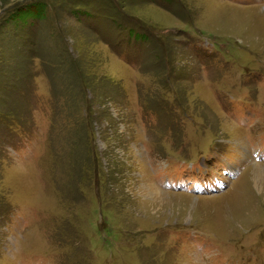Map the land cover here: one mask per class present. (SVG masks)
I'll list each match as a JSON object with an SVG mask.
<instances>
[{
	"label": "rangeland",
	"instance_id": "rangeland-1",
	"mask_svg": "<svg viewBox=\"0 0 264 264\" xmlns=\"http://www.w3.org/2000/svg\"><path fill=\"white\" fill-rule=\"evenodd\" d=\"M0 264H264V0H0Z\"/></svg>",
	"mask_w": 264,
	"mask_h": 264
},
{
	"label": "bare ground",
	"instance_id": "bare-ground-1",
	"mask_svg": "<svg viewBox=\"0 0 264 264\" xmlns=\"http://www.w3.org/2000/svg\"><path fill=\"white\" fill-rule=\"evenodd\" d=\"M153 187H154V186H153ZM152 190H153V192L158 193L157 190H156L155 188H153ZM164 195H165V194H164Z\"/></svg>",
	"mask_w": 264,
	"mask_h": 264
}]
</instances>
